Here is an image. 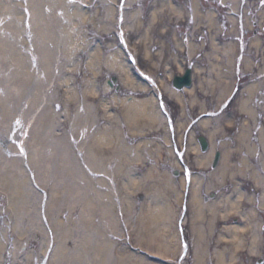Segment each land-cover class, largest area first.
<instances>
[{
	"label": "rangeland",
	"instance_id": "374dc122",
	"mask_svg": "<svg viewBox=\"0 0 264 264\" xmlns=\"http://www.w3.org/2000/svg\"><path fill=\"white\" fill-rule=\"evenodd\" d=\"M12 1H15L17 3L18 0ZM109 1L111 2L110 4L113 3L112 0ZM109 1L74 0L73 3L76 4H74L73 7L76 8L73 9L75 11L80 10L81 14L76 19H68L64 17L62 20V15H65L64 12L61 8L58 10L56 6L54 7V3L50 1H48L50 5L49 9L47 8L45 4L46 1L44 0H35L31 3L28 0H23V5L25 8H28L31 4H34L35 7L38 8V10L36 11V8H33L31 5L30 9H26L27 12L25 14L22 13L21 9V14H16V11H14V9L8 8V5L11 3L10 0H0V6H2V12L0 13V98H2V101H0V104H3V109H1L0 112L4 113L9 111V113H11L13 116L18 113V121L21 119V117L26 120L28 116L25 115H29L27 113L25 115L22 114L24 112L22 106L25 103L24 101L21 102L22 99H20V96H23L26 99V95L29 93V91H31L29 86H27L25 83H21V78L22 76L24 77V75L21 74L19 70L24 60L23 55L22 58L20 57V53L23 54L24 52V45L30 48L45 47L46 50L50 52L55 50L52 48H59V50L61 51L59 53L58 62V64H60V70L58 69V72L55 73L54 68L57 55L54 56L51 53V55L49 56L51 59V67L48 72L47 66L45 67V78L37 88L38 93L33 94L37 97L34 104L35 108L39 103L43 101L40 100L43 94H45L46 96V93H48L51 88L54 89L55 94L58 93L62 95V99L59 100L61 108L58 109V107L56 106V102L50 108V113L54 114L55 111H57L58 113H61V115H63L62 118H64V121L62 123V135L64 136H73L75 134L77 137L78 127H81L82 125H85L86 129H92L89 130L90 136H94V134L96 137L98 135L102 136L104 134V131L99 128L100 126L103 127V124L108 122L107 118L104 117L106 111H108V116H112L114 122H117L120 125V132H122L124 128L123 126L121 127V121L126 122L125 116L129 117L130 114H139V111H137L138 113L134 112V110L133 112H128L125 110V107L123 109L122 107L124 105L128 107L136 105L139 107V102H144V99H153L155 101V104L157 105V109H159V99L157 98L156 90L154 91V89L152 88V91L148 90L147 92H145L143 88L141 89L133 87L131 85L132 82L128 80L126 74L116 69V67L111 64V56L117 54L120 48H122L123 46L117 34V28L119 26L118 21L121 17L119 14H115V16L110 15L109 18L107 17L108 12L106 11V7L108 6ZM117 1H119L120 3L122 2L121 0ZM128 1L129 0H125L124 4H129ZM21 2L22 1H20V3ZM199 2L202 3L204 9L209 8L208 11L216 12V24L214 25V30H210V21L205 16V12H203V14L205 15L202 19V22H198L195 19V13L193 10H191L192 0H138L136 7L133 6V8L135 9H140L138 18H134L133 15H131L133 10V8H131V10H125V16H123L125 17V20H123L122 22L123 26L128 32L127 36L129 37L131 44L135 46L137 50L136 56H138L139 58L140 67L147 71H151V74L155 75L159 82L162 96L164 98V101L166 102L168 110L172 114V120L176 126V138H178L179 136L180 141L183 140L181 142H178L179 145H184V138L186 139V135H190V137L187 136V144L189 145L187 161H190L192 163L193 169L197 172L205 170L204 167L200 168L196 163V160L199 157H203L205 155L203 154L205 152H203L200 148L198 152L196 149H194L196 144L199 143L197 136H199L200 134L207 136V132L213 131L215 129L214 127L216 125L218 126L221 121L223 122L224 127L231 125L227 124V113L230 115H234L237 122L239 123L241 119L248 118L244 114L242 116L241 112L243 113V111L240 110L241 100L243 96L246 95L245 93H242L245 86L249 84L259 86L260 90H262V92H260L259 94L260 96H264V0H242L239 14L241 20L240 29L239 31H236L235 35L233 33L232 24L225 17V13L227 14L228 6L216 0H199ZM172 7L180 8V10L182 11L181 14H178L175 10H173L174 8ZM11 21L12 26L9 25V22ZM177 22L178 24H181L180 27L175 26ZM67 24L68 26H71L72 30H75V33L73 30L72 32L65 33L64 35L61 34L63 28ZM43 26H46L50 31L47 33V35H44L42 33L41 27ZM222 32L226 40H223L220 43L229 45V49L235 52L232 58L233 64L231 67L233 80L232 86L234 85L235 87L230 95L237 92L235 93V98L231 103V106L228 107L224 112H222L223 108H221L222 105H220L221 96L218 95L220 87L224 83L218 81L219 77L216 71L213 70L214 72H212V64L217 65V62H219L217 60L220 59L219 54L215 53L212 38L217 37L218 34ZM71 33H74V36L70 37L69 34ZM59 34H61V36ZM200 35H202V38L198 39ZM60 37L62 38L61 41ZM70 38L74 41L77 40L76 43L79 42L78 48L74 46L73 49V45H71V43L67 45L68 39ZM191 38L195 40L194 43L196 52L194 58H191L188 49V43ZM233 41L235 42L231 43ZM92 50L94 51V53L96 52V54L98 51V63H96V66L94 64L91 67L89 65V60L90 51ZM17 52L19 53V55H16ZM24 56L27 57V59L24 61H28L29 64L31 62L34 63V60L38 62V58H36V56L33 54L31 55L25 52ZM224 56L227 60V52L224 53ZM73 57L77 61V66L75 69H73L74 66L71 62ZM246 59L254 63V70L251 69L250 63L248 64L245 61ZM12 63H16L17 67H15ZM197 65H199L202 70H204V72H194L192 87L196 89L193 95L188 94L185 89L179 91L172 86V80L175 74L184 72V69L189 66L196 67ZM38 69L39 67H35V71L33 73L31 72L30 74L34 75L35 77H39V73L41 72V70L39 71ZM135 70L136 69H134V71ZM135 74L138 75L137 72ZM55 75H59L60 77L67 79L66 82L70 81L75 88L74 90H76L74 91L75 94H69L71 93V91H69L70 88H67L68 86H56L55 84L53 87L54 83H52L51 79L52 76ZM69 76L70 78H68ZM112 76H117L119 78L118 84L122 87L120 93H118L115 89L111 88L108 85V79H111ZM239 76L240 78L242 77V79H240ZM257 76H260L259 80L257 79L258 81L253 82V78H256ZM137 78L138 80L144 81L139 75ZM30 82L31 81H29L27 84L31 85ZM198 85H200V87ZM15 90H17V92L19 93V97H17L16 99H11V95H13V93L16 94ZM174 93H178L184 99V104L180 103L179 100L176 99ZM253 94L254 95L252 100H254L256 97V94ZM222 99H224V96L222 97ZM259 99H263V97L258 98L257 96V98L254 100V103L256 107H261L260 110L258 109L259 112L264 113V111L262 110L264 101L260 102ZM31 101L32 98L29 102ZM20 110H22V113L19 112ZM38 111L40 112V110ZM205 111H211V115H214V117L210 116V118L212 119L211 123L201 125L202 121H198L197 119H200L202 113ZM11 114L6 115L11 116ZM37 114L39 116V113ZM139 115L143 120V126L139 128L132 127L133 129L130 132L138 133L141 131L139 140L141 141L142 139H146L147 141H150L151 147L148 149L144 147V152L147 154L150 161L146 159L145 161H142V163L139 162L142 166V168L139 170L132 164L135 160L129 159L130 162L125 163L129 168L124 169L126 172H128V175L126 174L124 177H121L118 180L113 179V183L116 184V188H112V186H109L112 182V180H110L111 178H109V183L106 189L117 190V187H119L118 190H128V185H125L127 182H130V185L134 186L135 183L134 181H132L134 177L138 176L139 178L143 179V181H141L140 183L138 182V180H136V183H145V190L142 189L143 185L138 188H136L137 186L135 185V189H137V191L134 194L133 201H135L138 206L136 209L134 207L133 211H131L129 215H127L126 213V216L131 218L133 216V219H137V223H139V221L143 219L142 221L143 225H145V229L142 231V229L138 225L134 226L127 224V227L125 228L130 230L132 238L128 239L130 233L126 231V236L125 234H123V237L126 238L124 241L125 243L118 242L115 236H112L109 242L112 245V249L116 252H119L116 253L117 255H119L120 252L121 254L124 252V255H129L130 253H139L140 247L143 249L142 244L145 243L143 240H140V238L137 237L138 235L144 236L150 240H153L155 242V245L161 247L154 249L153 247L147 245L152 248L150 250L153 251L152 253L157 252V254H159L161 257L168 258L170 262H165L167 264H176V262H181L180 258L183 251L182 242L180 240L178 242L177 240L179 238V232L181 231L179 230V226L174 227L173 224L172 227L170 225L165 227L163 225V230L159 231L157 228L154 235L146 225L148 224V220H151L152 223L158 222L159 224H163L162 219L159 218L160 214H156V212H153L152 210V212L147 211V209H150L149 202L154 197H164V207L169 209H166L167 211H171V213L173 212L171 216L173 222H181V217L182 222L185 224L187 217L185 218L184 222L182 210V205L184 202L183 200L186 198L184 196L183 190L185 188V185L184 183H182L184 174L181 171L180 167L174 166L175 161L179 164V161L182 163V160L179 158V156L176 157L172 150L173 145L171 142L173 137L168 138L171 131L167 123L165 124L164 122V127H161L162 125H158L157 123L154 125L153 119L147 118L146 113L144 115ZM135 117L137 119V115H134L132 118H130V123H134L136 121ZM45 118L46 117L42 114L39 117L38 121H41ZM252 119L253 121L251 126L254 128L256 127L257 122L255 121L254 117ZM25 120H21V122L19 123H25ZM43 121H46L47 124L51 123V120H49L48 118ZM72 122L74 123V125H72ZM192 123L193 125H191ZM189 126H192L191 132L187 130ZM249 126L246 127L248 130L250 129ZM224 127L218 128L217 136H214V140L216 138L215 142H217L218 149L225 151V146L222 145L223 143H221V141H223L226 142L228 149H230L231 151L229 163L233 166L228 165L229 179H227V183L229 184L230 189L226 192H223L222 190L221 193H219L218 191V194L215 195L216 197L213 196L208 201L202 198L203 206L198 203V205L200 206L198 209H196V205L191 201L192 193L190 191V194L188 195L189 208L188 212H186L187 216L189 215L190 218L188 224H182V227H185V233H188L190 238L193 240L194 248L192 250L193 255H187L183 259L181 264L198 263L196 258L197 247L201 248L202 250L201 255L202 259L204 260L202 264H227L231 262L232 259L225 258V260L222 257L221 252H219L221 249H224L222 248V244L225 246L224 250L227 252V256H232L233 254L236 256V252L240 249L239 242L245 240V234L243 232L248 229L249 225L241 226L242 230H240L239 227L236 228V226H229V216H232V214L236 216L237 213H231L229 215L228 213H226L223 215L224 210L228 211V209L231 207L230 204L232 201L230 199H227L228 197L226 196V193H231L232 187L238 180L244 183H250V181H248L249 179H247L251 175L249 173H253V165H257L263 158L262 154L264 152V149H262L261 146H257L259 148H257V150H259L258 153L251 154L252 152L247 149L248 147L244 146V148L242 145L240 146L239 140L233 139V137L238 138L239 133L245 131L244 129H242L243 127L241 126V124L227 127L225 131L223 130ZM260 129H258V132L255 131L254 135L249 134L248 136L250 138V143H253V146L255 144L258 145V143L260 142ZM30 136V138L32 139L29 140L30 138H27L29 141L37 140L38 137L41 136V131L32 129ZM121 136L123 137V135ZM226 136H228L229 138L226 139ZM48 138H50L49 135L46 137V139ZM207 138L209 139V142L211 144V139L208 136ZM116 139L118 140V137ZM120 139L122 138L120 137ZM89 140V136L84 139L86 143ZM26 145L27 149L30 151L29 144L27 143ZM156 147H161V151H163L164 154H161L160 151H157ZM166 150L168 151L167 154ZM21 151L23 152L22 148ZM199 152L203 153L200 154ZM249 157L252 161L248 160L246 169L248 170V168H250L251 166L252 167L248 171H245L247 174H249L247 178H245L240 173L241 171L239 165L242 164L243 159H247ZM210 159L212 160L213 156ZM122 161L125 162L126 160L123 159ZM0 169L5 170L1 163ZM174 170L179 173L178 176L175 175ZM205 171L209 172L208 175L203 179V184L206 187L211 182H214L211 190H219L218 187H223V185L218 183L219 180L217 176L213 175L217 171L216 168L215 170H212L208 167V170ZM174 181L176 186L179 183L178 190L175 191L172 188V182ZM93 182L94 179L92 177L90 182H83L77 186H79L78 188L81 189H90L92 187L93 190H96V188L100 189V186L96 187ZM60 184L63 185V181H61ZM167 186H169L171 189H167ZM16 189L10 190L5 186L0 185V196L7 198L6 207L1 206L3 208L0 207V212L2 210H7L8 212L14 211L13 207L11 208L9 202L7 203V201L11 200L10 193H12L13 190ZM140 194H143L145 196L143 200L139 199ZM224 197L226 198L224 199ZM96 198H98V196H96ZM210 202L213 204L212 210L210 212L213 211L219 216L223 215L224 221H220L219 223H216V221H207L208 215H206L207 212L205 206ZM124 205L125 204L123 203V206ZM126 207L128 208L129 205L126 204ZM251 207L252 204L249 203L248 205H244L242 208L247 215L250 213L252 216V222L250 226H255L258 223V218L256 217ZM7 208H9L10 211ZM144 208L146 209L142 211ZM7 211L6 213H8ZM11 214L12 213H8V216H10ZM196 214L197 219H195ZM8 216H5V220L1 222L10 223L8 220ZM153 227L156 228L155 226ZM237 231H241L242 233H239V235L236 236V234H238ZM160 233H162L165 237H167L166 235L168 234L169 239H175V241L170 240L167 242H170L169 244H171L172 247H174V249L178 251L177 254L173 252H167L164 249L166 240L162 239L161 241H159V239H157V237L160 236ZM229 237L230 239H228ZM223 240H225L224 243H222ZM210 243L213 244L210 245ZM122 244L124 245L123 247L121 246ZM210 246H212V249L215 248V252L209 256V254H207V249L209 251ZM32 249L35 248L33 247ZM143 255L144 254H142V256ZM145 256L146 255H144V257ZM222 259H224L225 261H223ZM235 261L236 258L234 257V261L232 262ZM48 262L49 257L47 258V262L45 264H48Z\"/></svg>",
	"mask_w": 264,
	"mask_h": 264
},
{
	"label": "bare ground",
	"instance_id": "6f19581e",
	"mask_svg": "<svg viewBox=\"0 0 264 264\" xmlns=\"http://www.w3.org/2000/svg\"><path fill=\"white\" fill-rule=\"evenodd\" d=\"M20 1L21 0H18L16 3L15 1L10 0L11 3L8 5V8L14 9V11H16V14H21L20 9L22 10V13L25 14L27 12L26 9H30L31 5L33 8H36V11L38 10V8L35 7L34 4H31L28 8H25L23 5V1L21 3ZM28 1H30L31 3L35 0ZM44 1H46L45 4L47 8H49L50 6L48 3V1H50L54 3V7L56 6L58 10L60 8L62 9L65 14L62 15V20L64 17L68 19H76L81 14L80 10L75 11L73 9L76 8L73 7V5L76 4L73 3L74 0ZM112 1L113 5L110 4L111 2L109 1L108 6L106 7L108 18L110 17V15L115 16V14H121V7L117 9L115 6L119 1ZM137 2L138 0H129L128 3L136 7ZM220 2H222L223 4H228L226 17L232 24L233 33L235 35L236 31H239L240 27L239 24L241 20L238 12L241 9L242 1L220 0ZM191 4L194 8L195 19L198 22H202V19L206 14L205 16L210 21V30H214V25L216 24V12L207 11L205 12V14H203L204 7L202 3L199 2V0H192ZM1 8L2 6H0V13L2 12ZM172 8H174L173 10H175L178 14H181L182 11L180 10V8ZM139 13L140 9L133 8L131 15H133L134 18H138ZM9 25L12 26V21L9 22ZM41 30L44 35H47V33L50 32L46 26L41 27ZM73 30L71 29V26H68L67 24L63 28L61 34L64 35L65 33L72 32ZM117 30L119 39L123 40V31L119 30V28H117ZM74 33H71L72 35L69 34V36H74ZM61 34L59 35L61 36ZM201 38L202 35H200L198 39ZM61 39L62 38L60 37V41ZM223 40H226L225 36H223V32L219 33L217 37L212 38L215 53L219 54L220 58L217 60L219 61L217 62V65L212 64V72L216 71L219 77L218 81L224 83L220 87V91L218 93V95L221 96L220 105L223 103L224 99H226L233 92V89L235 87L234 85L232 86L233 80L231 71V67L233 64L232 58L235 52L229 49V45H224L223 43L221 44L220 42H222ZM194 41L195 40L191 38L188 43V49L191 58H194L196 52ZM76 42L77 40L74 41L70 38L68 39L67 45L71 43V45H73V49L74 46L78 48L79 42ZM234 42L235 41L231 43ZM52 49L55 50L50 52L47 51L45 47L30 48L24 45V52L23 54L20 53V57L22 58L23 55L24 60L27 59V57L24 56L25 52L31 55L33 54L36 56V58H38V62H31L29 64L28 61L23 60L22 66L19 65L20 73L24 75V77L22 76L21 78V83H25L31 90L26 95V99L23 96H20V99H22L21 102L24 101L25 104L22 106L24 112L22 113V110H20L19 112L24 115L26 113L29 114L25 115L28 116L26 120L21 117V119L18 121V113L13 116L11 113H9V111L4 113L0 112V163L5 169H0V185L5 186L10 190L16 188L18 189L13 190V192L10 193L11 200L8 201L11 208L13 207L14 209V211L12 212H8L6 210L9 214L12 213L10 216H8V220L10 223L1 222L5 220V214L7 213H3V210L0 212V264H44L47 253L50 256L48 264H117L118 262V264L169 263L170 261L168 260V258H163L159 254H157V252L152 253L153 251H150L152 249L151 247H153L154 249L161 247L155 245V242L148 239L147 237L138 235L137 238H140V240L144 241L145 244H142L143 249L147 251V253H149L154 260L148 258L147 256L144 257V255L142 256V254L140 255V253L129 252V255H124V252L122 254L120 252V254L117 255L116 253L119 252L114 251L112 249V245L109 242L112 236H115L117 241L120 243L125 241L126 238L123 237V234H125L126 236V228L124 227L125 224L134 226L138 225L140 226L142 231L145 229V225H143L142 221L143 219L140 220V224V221L139 223H137V219H133V216L132 218L126 216V213L127 215H129L131 211H133V208L135 207L136 209L138 206V204L133 201L134 194L137 191L135 187L137 186L136 188H138L143 185L142 189L145 190L146 184H139L141 181H143V179L139 178L138 176L134 177L132 179V181H134L135 183L134 186L130 185V182H127L125 185H128V190H118L119 187H117V190H108L106 189V187L108 186L109 178H111L110 180H112L109 186H112V188H116V184L113 183V179L118 180L119 178L124 177L126 174L128 175V172H126L124 169L129 168L127 167L128 165L125 164L127 162H130L129 159L135 160L132 164L139 170L142 168V161H145L146 159L150 161L149 157L144 152L145 148L148 149L151 147L150 141H147L146 139H142L141 141L139 140L141 131L138 133H131L130 131L134 127L139 128L143 126V120L140 118L139 114L144 115L145 113L147 114V118L153 119L154 125L157 123L158 125H162L161 127H164V120L161 115L162 110L160 105L159 109H157V105L155 104V101L153 99H144V102L140 101L139 107L136 105H133L132 107L124 105L122 109L125 107V110L128 112H133V110L134 112L139 111V114L135 113L132 115L130 114L129 117L125 116L126 122L121 121V127L123 126L124 128L122 132H120V125L117 122H114L113 117L108 116V111H106L104 117L107 118L108 122L103 124V127L100 126L99 128L104 131V134L102 136L98 135L96 137L95 134L94 136H90L89 130L92 129H86L85 125L78 127L77 137L75 134L73 136L62 135V123L64 121V118H62L63 115H61V113H58L57 111H55L54 114L50 113V108L53 106V104L59 102V100L62 99V95L58 93L55 94L54 89L51 88L48 93H46V96L45 94H43L40 99L43 101L36 106V108L40 110V112L34 106L37 97L34 96L33 93H38L37 88L45 78V67L47 66L48 68L47 72L51 67V59L49 57L51 53L54 56L57 55L54 68L55 73L58 72V69L60 70V64H58V62L59 53L61 51L59 50V48ZM225 52H227L228 54L227 60L224 56ZM16 55H19V53L17 52ZM97 55L98 51L97 54L96 52L94 53L93 50L90 51L89 65L91 67L94 64L96 66V63H98ZM111 57V64L116 67V69L126 74L128 80L132 82L131 85L133 87L141 89L143 88L145 92H147L148 90L152 91V88L154 89V91L158 90L155 85L147 82L144 77L141 78L145 82L138 80V75L135 74L136 72L133 69V61H131V57L124 47L120 48L118 53L112 55ZM245 61L248 64L250 63L251 69L254 70V63L250 62L248 59H246ZM71 62L74 66L73 69H75L77 66L76 59L73 57ZM12 64L17 67L16 63ZM35 67H39L38 70H41V72L39 73V77H35L34 75L30 74L31 72L33 73L35 71ZM202 71L204 72V70H202L199 65L195 67V72ZM137 72L140 74L139 70H137ZM259 77L260 76L253 78V82L258 81ZM68 78H70V76ZM240 79H242V77ZM29 81H31V85L27 84ZM51 81L52 83H54L53 87L55 84L56 86H68L67 88L73 90L72 91L69 89V91H71V93L69 94H75L74 91L76 90H74L75 88L73 87V84L70 81L66 82L67 79L62 78L59 75H55L52 76ZM200 85L198 86L200 87ZM195 89L192 87L190 89H185V91L188 94L193 95ZM259 90V86L254 84L245 86L242 93H245L246 95L243 96L240 105V110L243 111V113L241 112L242 116L244 114L248 118H243L240 120V124L243 127L242 129H244L245 131L240 132L239 143L240 146L242 145L243 147H248L247 149L252 152L251 154L258 153L259 150H257V148L259 146L264 149V122L263 125H261V113L259 112L261 107H256L254 103L255 99L252 100L254 95L253 93H255V98H257V96L258 98L263 97V99L259 100L260 102L264 101V96H260L259 94L260 92H262V90ZM15 93L16 94L13 93V95H11V99H16L17 97H19V93L17 92V90H15ZM174 94L176 99H178L180 103L184 104V99L178 93ZM223 96L224 99H222ZM31 98L32 101L29 102ZM0 101H2V98H0ZM163 107L164 105H162V108ZM1 109H3V104H0V111ZM262 110L264 111V105H262ZM37 113H39V116ZM6 114H11V116H8ZM42 114L46 117L43 120H46L48 118L49 120H51V123L47 124V122L43 120L38 121L39 117ZM134 115H137V119L135 117L136 121L134 123H130V118H132ZM229 115L230 114H227L226 117V120L228 121L227 124L235 125L236 117L234 115ZM210 116L214 117V115ZM210 116L204 118L201 122V125L211 123L212 119L210 118ZM253 117L255 121L258 122L257 126L261 127L259 131L261 138L260 142L257 145L258 147L255 146L256 144L253 146V143H250V138L248 137L249 134H251L252 131L256 129V127L253 128L251 126ZM21 120H25V123H19L21 122ZM72 125H74L73 122ZM247 126H249L250 128L249 130L246 128ZM221 127H224L222 121L218 126L216 125L214 127L215 129L213 131L207 132V136H209V138L211 139V147L208 152H201L205 155L203 157H199L196 160V163L199 166L211 167L210 158L213 156L217 148V142H215L216 138L214 140V136H217L218 128ZM32 129L41 131V136H39L37 140L29 141L32 139L30 138ZM172 134L173 133L171 132L168 138H171ZM48 135L50 136V138L46 139ZM121 135H123V137ZM87 136L90 137V140L86 143L84 139ZM117 137L118 140L116 139ZM120 137L122 139H120ZM27 138L30 139L28 140ZM14 141H17L16 144ZM27 143L30 146V151L28 150L26 153V151L23 150V154L21 148ZM221 143H223L222 145L225 146V151L223 153L222 162L213 175H216L219 180L218 183L223 185V187H218L219 190H223V192H226L230 189L229 184L227 183V179H229V166L233 165L229 163L231 156L230 149H228L226 142L222 141ZM199 148L200 145L198 144H196V146L194 147L197 152ZM156 150L160 151L161 154H164V152L161 151V147H156ZM167 153L168 151L166 150V154ZM262 157L263 160L261 159L257 165H253L254 167L251 166L253 168V173H249L251 174L249 178H247L249 174H247L245 171L247 170L246 168L248 160H252L250 157L242 160V164L239 165L241 171L240 173L242 174V176L249 179L248 181H250V183H244L238 180V183L236 182L232 187L231 193H226V196L228 197L227 199H230L232 201L230 204L231 207L228 209V211L224 210V214L228 213L229 215L231 213H238L241 214L243 220H246L247 218L251 220V214L249 213L247 215L242 210V207L244 205H248L249 203H256L257 199L255 198V194L253 192L256 193L258 190L261 191L260 197L262 199L259 206L260 208H262V210H264V152L262 154ZM123 159L126 161L123 162ZM174 163V166L181 168V165L176 161ZM251 167L248 168V170L251 169ZM204 176L206 175L204 174L202 176H197L194 174L192 177V202L196 205V209L200 207L198 203L203 206V190L210 192L214 183L211 182V185L209 184L206 187L203 184ZM92 177L94 179L93 183L96 185V187L100 186V189L96 188V190H93V187L90 189L78 188L79 186L77 185L83 182H90ZM136 180H138L139 183H136ZM61 181H63V185L60 184ZM185 182L186 177L184 176L182 183H184L185 185ZM172 183V188L174 189V191L178 190L179 183L177 186L175 185V181ZM167 187V189H171L169 186ZM96 196H98V198H96ZM225 198L226 197H224V199ZM163 199L164 197L152 198L149 202L150 209H147L148 212L153 211L156 212V214H160L159 218H161L163 221V224H159L158 222L152 223L151 220L147 221L148 224L146 226L150 231L153 232L154 235L157 228L159 231L163 230V225L165 227H167L168 225L172 227L174 224V227L179 226V229L181 228L180 221L174 223L171 219L173 212L171 213V211H167L169 209L164 207ZM123 203L125 204L124 206ZM126 204L129 205L128 208L126 207ZM205 207H209L212 209L213 204L209 203ZM7 209L10 211L9 208ZM145 209L146 208H144L142 211H144ZM255 211L258 212L257 210ZM255 211L253 210V212ZM196 217L197 214L195 216V219H197ZM153 226H155L156 228H154ZM128 232L130 233L129 236H131V239L132 235L129 229ZM166 236L167 237L160 233V236H158L157 239H159V241H161L162 239L166 240L164 249L167 252H173L177 254L178 251H176L174 247L169 244L170 242H167L170 240L175 241V239H169L168 234ZM177 240L179 242L180 238H178ZM253 241L254 243L257 242V236H254ZM121 246L123 247L124 245L122 244ZM33 247L35 249H32ZM141 249L142 248L140 247L139 250ZM254 249L255 248L253 247L251 251H253ZM201 254V248L197 247V264H202L204 262ZM183 257H185V255H183ZM222 260L224 261V259ZM232 261H234V258H232Z\"/></svg>",
	"mask_w": 264,
	"mask_h": 264
},
{
	"label": "flooded vegetation",
	"instance_id": "af4514ba",
	"mask_svg": "<svg viewBox=\"0 0 264 264\" xmlns=\"http://www.w3.org/2000/svg\"><path fill=\"white\" fill-rule=\"evenodd\" d=\"M177 176L179 175V173L174 172ZM209 173V172H208ZM254 187V186H253ZM222 192V190H211L210 193L207 192L206 190H203L204 192V200L208 201L210 200L211 197L215 196L216 194H218ZM260 192L261 191H257L256 193L253 192L255 194V198L257 199L255 204H252L251 209L252 210H257L258 212H254L256 217L258 218V223L255 226H250L252 220L249 219H242L241 214H238L236 216H229L230 218H228V221H230L229 226H236L240 228V230H242L241 226H247L249 225L248 229H246L243 233L245 234L244 238L245 240L240 241L239 245H240V249L236 252V256L232 255V256H227V252L224 250L225 246L222 244V248L219 252H221L222 257L225 258H236L235 262H229L227 264H264V210H262V208H260V201L262 200L260 197ZM257 196V197H256ZM216 197V196H215ZM214 197V198H215ZM260 197V200H259ZM140 199L143 200V196H140ZM211 203V202H210ZM209 204V203H207ZM206 204V205H207ZM206 209V215H208V219L207 221H216V223H219L220 221H224V213L222 216H219L218 214H216L215 212H210L212 209L209 207H205ZM244 211V209H242ZM210 216V219H209ZM217 216V218H216ZM190 216H187L186 222L189 221ZM206 221V224H207ZM218 226V225H217ZM239 235V233H242L241 231H237ZM254 236H257V242L254 243L253 238ZM230 239V237L228 238ZM225 240L222 241V243H224ZM213 244V243H212ZM210 243V245H212ZM243 246V247H242ZM255 248L253 251H251L252 248ZM215 252V248L212 249V246H210L209 251L207 249V254H209V256L211 254H213ZM226 260V259H225ZM224 260V261H225Z\"/></svg>",
	"mask_w": 264,
	"mask_h": 264
},
{
	"label": "water",
	"instance_id": "95a60500",
	"mask_svg": "<svg viewBox=\"0 0 264 264\" xmlns=\"http://www.w3.org/2000/svg\"><path fill=\"white\" fill-rule=\"evenodd\" d=\"M114 81L117 82L116 77H114ZM191 84H192V78H191V70L190 69L187 70V72L184 76H177L174 80V85L178 89H182L185 86H191ZM111 86H113L112 83H111ZM201 141H202V145H203L204 150H206L207 149V142L205 141L204 138H202Z\"/></svg>",
	"mask_w": 264,
	"mask_h": 264
}]
</instances>
